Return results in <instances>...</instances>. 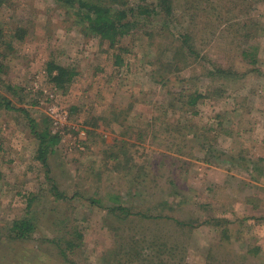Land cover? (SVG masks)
<instances>
[{
    "label": "rangeland",
    "instance_id": "obj_1",
    "mask_svg": "<svg viewBox=\"0 0 264 264\" xmlns=\"http://www.w3.org/2000/svg\"><path fill=\"white\" fill-rule=\"evenodd\" d=\"M247 5L205 33L192 64L176 71L161 63L186 26L184 0L121 40V64L54 0H0V93L63 131L46 175L24 114L0 108V264H71L54 241L73 264H110L121 245L143 253L130 264H264V2ZM48 61L77 71L67 89L50 82ZM214 65L234 77L211 81L204 67ZM195 90L205 97L177 132L170 95ZM49 107L66 113L57 126ZM205 136L212 156L199 150ZM47 176L70 198L56 199ZM117 204L146 216L108 213ZM27 210L31 237L7 239Z\"/></svg>",
    "mask_w": 264,
    "mask_h": 264
},
{
    "label": "trees",
    "instance_id": "obj_2",
    "mask_svg": "<svg viewBox=\"0 0 264 264\" xmlns=\"http://www.w3.org/2000/svg\"><path fill=\"white\" fill-rule=\"evenodd\" d=\"M60 6L65 9L66 14L74 15V23L80 26V30L85 35H91L98 37L100 43L106 42L108 47L115 49V60L114 63L121 64L122 58L121 53L126 52L127 49L120 45L121 40L134 29L146 26L148 23L152 22L153 18L156 16H162V20L168 19L172 16L174 12V4L176 0H54ZM254 2H264V0H184V9L187 12V23L186 26L179 31L180 39L178 41L179 45L175 50L174 46H168L171 52L170 58L167 62L161 63L162 67L173 66L176 71L183 69L184 67L192 64L190 61V55H196V42H202L205 37V33L211 31L213 26L214 29L218 27L219 24L230 19L228 15H234L231 13L234 9L244 5L245 8H249V4ZM242 6V7H244ZM231 20V19H230ZM230 24V23H229ZM231 25H228L226 29H230ZM224 30V27L223 29ZM221 30V31H222ZM214 32V31H213ZM213 32H211L213 34ZM238 33V30L236 29ZM210 33V35H211ZM244 33V38H248L252 34ZM248 47H253L251 44H247ZM241 48V55L243 58L250 57L248 62L251 64L256 63L255 55L250 52L247 48ZM254 48V47H253ZM167 49V53H168ZM174 54V60H171ZM204 58V56H203ZM159 63V62H158ZM160 64V63H159ZM175 64V65H174ZM46 72L49 76L50 82L55 88L60 90H65L69 84L73 81L77 75V71L72 67H65L54 61H48L46 63ZM205 74H208L211 81H217L218 79L230 77L233 78L235 74L231 69H225L220 66L214 65L211 69L204 67ZM4 72V64L2 61V53L0 51V83L2 81V74ZM204 94L198 92L197 90L192 92H182V93H171L170 99L167 103L166 112L173 111L176 116V131L179 132L188 126V121H191L184 117H181L183 113L190 112L192 115L197 114L196 106L200 100L204 98ZM0 108L6 110H19L21 111L26 119L27 126L30 133L37 140L36 158L42 164L46 175L50 172V167L48 165V154L54 151L56 144L61 138L60 133L51 132L49 130V123L47 120L42 122V125L34 119L28 109L24 107H17L11 103L5 96L0 93ZM172 124H167L166 130ZM192 126V124H190ZM91 138V136H90ZM205 136L201 139L199 145V150H203L204 154H209L212 156L214 153L210 150L209 142ZM208 142V143H207ZM87 141L85 142V145ZM213 153V154H210ZM223 154V153H222ZM205 155V156H206ZM116 157V154L114 155ZM208 161V159H205ZM48 177V176H47ZM51 182L50 190L52 195L56 199H68L65 193L60 191L54 180L47 178ZM256 179H258L256 177ZM34 197L27 200V207L31 205ZM118 201L115 197V202ZM108 213L123 220H131L129 216L135 215L140 217H145L146 214L141 212L132 213L129 211V207L122 204L108 205ZM123 216H122V215ZM154 218L162 220L161 215H154ZM168 219V217H166ZM173 220L182 225L180 220ZM36 228V224L33 221V217L29 215L27 210L26 214L18 219H13L7 229V239L15 240H25L31 237L32 233ZM158 237L154 238L157 239ZM146 237L142 238L145 242ZM127 243L132 245L137 241L133 238H128ZM53 242V240L51 241ZM55 246L58 248L59 254L68 262L73 264V262L68 258L67 246L62 247L59 241H54ZM126 243V244H127ZM75 247L74 244H70L69 248ZM128 248L127 245L124 247L120 246L119 250L114 251L112 255V260L110 264H130L135 258L141 256L143 253L138 248ZM132 249V251H131ZM131 251V252H130ZM163 261V260H162ZM109 264V262H108ZM159 264H163L159 261Z\"/></svg>",
    "mask_w": 264,
    "mask_h": 264
},
{
    "label": "built area",
    "instance_id": "obj_3",
    "mask_svg": "<svg viewBox=\"0 0 264 264\" xmlns=\"http://www.w3.org/2000/svg\"><path fill=\"white\" fill-rule=\"evenodd\" d=\"M49 110H50V114H52L53 118H54V124L57 126L58 122L60 121V118L62 115H65L66 113L63 112V114L61 115V113L59 112V109H57L56 107H49ZM55 132H58V133H63L62 130H59V131H55ZM83 130L80 131V134H83ZM63 140V139H62Z\"/></svg>",
    "mask_w": 264,
    "mask_h": 264
},
{
    "label": "crops",
    "instance_id": "obj_4",
    "mask_svg": "<svg viewBox=\"0 0 264 264\" xmlns=\"http://www.w3.org/2000/svg\"><path fill=\"white\" fill-rule=\"evenodd\" d=\"M264 161V160H263ZM254 170V169H253ZM254 172V171H253ZM262 174H264V173H262Z\"/></svg>",
    "mask_w": 264,
    "mask_h": 264
}]
</instances>
